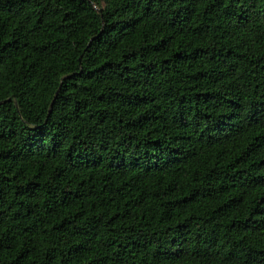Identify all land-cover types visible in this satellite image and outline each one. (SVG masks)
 Wrapping results in <instances>:
<instances>
[{"label":"trees","instance_id":"16d2710c","mask_svg":"<svg viewBox=\"0 0 264 264\" xmlns=\"http://www.w3.org/2000/svg\"><path fill=\"white\" fill-rule=\"evenodd\" d=\"M0 264H264V0H0Z\"/></svg>","mask_w":264,"mask_h":264}]
</instances>
